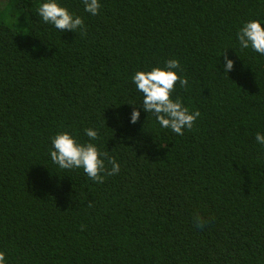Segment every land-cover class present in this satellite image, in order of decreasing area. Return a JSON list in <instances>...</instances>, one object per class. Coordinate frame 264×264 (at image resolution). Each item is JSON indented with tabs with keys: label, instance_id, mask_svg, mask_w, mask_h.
Returning <instances> with one entry per match:
<instances>
[{
	"label": "trees",
	"instance_id": "obj_1",
	"mask_svg": "<svg viewBox=\"0 0 264 264\" xmlns=\"http://www.w3.org/2000/svg\"><path fill=\"white\" fill-rule=\"evenodd\" d=\"M43 2L0 0L5 264H264V55L237 38L250 20L264 27V0H99L97 15L57 0L86 34L45 23ZM170 59L188 80L172 99L201 113L183 135L144 111L132 80ZM61 132L119 173L97 183L61 169Z\"/></svg>",
	"mask_w": 264,
	"mask_h": 264
},
{
	"label": "clouds",
	"instance_id": "obj_2",
	"mask_svg": "<svg viewBox=\"0 0 264 264\" xmlns=\"http://www.w3.org/2000/svg\"><path fill=\"white\" fill-rule=\"evenodd\" d=\"M85 11L92 14H99V0H83ZM38 14L45 23H50L59 31L81 30L86 34L84 20L80 16H74L69 10L61 6L57 0H46L39 4ZM237 38L241 49L251 47L255 52L264 55V27L258 20L246 22L239 30ZM225 72H229L234 67V61L223 53ZM166 66L153 67L150 71H137L132 77L133 82L139 92L143 94L142 105L147 113H152L159 125L165 129H171L177 135H183L184 129L191 130L201 116L199 110L190 112L184 106L180 97L172 99L175 85L179 82L181 88L188 84L186 77L178 75L183 71L178 59H170L165 62ZM140 112L134 108L131 114V123L139 120ZM86 135L91 140L99 139L98 132L91 128L85 129ZM257 143L264 145V134L256 133ZM51 160L61 169H79L92 181L103 183L107 176L116 175L120 171V165L114 157H110L107 152H101L93 143L80 144L68 132L58 133L52 138ZM108 165H111L109 168ZM89 202L88 207H92ZM194 223L197 228H203L206 221L198 213L194 216ZM84 226L82 225L81 228ZM0 264H5V253L0 251Z\"/></svg>",
	"mask_w": 264,
	"mask_h": 264
}]
</instances>
